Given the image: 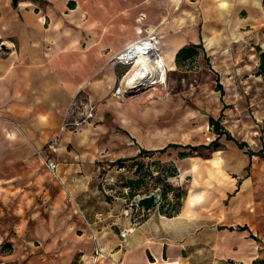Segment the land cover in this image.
<instances>
[{"label":"crops","instance_id":"obj_1","mask_svg":"<svg viewBox=\"0 0 264 264\" xmlns=\"http://www.w3.org/2000/svg\"><path fill=\"white\" fill-rule=\"evenodd\" d=\"M149 34L168 55V77L199 74L212 90L218 83L221 105L235 101L224 96L225 89L264 80L256 75L264 50V0H19L15 6L0 0V264L256 262L249 230L239 223L247 182L228 174L233 162L224 151L237 147L226 140L217 141L225 149H210L211 158L176 157V178L185 192L176 216L152 209L119 239L132 221L106 198L119 201L112 190L98 187L103 163L165 148H118L112 141L121 135L124 143H136L117 129L131 123L113 98L124 74L113 58ZM180 50L188 59L177 62ZM84 106L92 110L89 122L78 123L74 132L65 129L83 119ZM141 118L135 120L140 132ZM210 118L217 120L207 118L208 129ZM56 137V152L43 151L42 161L33 156V148ZM246 149L264 155L262 148ZM47 158L56 163V179L45 168ZM90 230L112 263L94 258Z\"/></svg>","mask_w":264,"mask_h":264},{"label":"rangeland","instance_id":"obj_2","mask_svg":"<svg viewBox=\"0 0 264 264\" xmlns=\"http://www.w3.org/2000/svg\"><path fill=\"white\" fill-rule=\"evenodd\" d=\"M121 67L124 68L121 74L124 73L123 77H125L130 66ZM256 72V75L261 76L257 70ZM123 77L115 84L112 92L113 98L126 110L125 122L131 123V125L124 127V130L117 129L121 133L127 131L134 137L136 143L134 142L132 145L131 143H124L121 135H113L112 141L117 142L118 148L148 149L164 148L168 145L207 147L216 139L206 124L207 118L213 117L220 120L224 130L235 133L232 137L237 142L246 143L248 149L252 151H258L261 148L264 151V80L263 82L255 81V83L253 81L251 86L245 89H225L224 96L235 101L228 105H221L217 99L219 93L215 89L205 88L207 79L199 74L191 78L188 74L177 72L172 76H167L163 85L151 86L134 91L135 93L124 90ZM120 82L122 85L120 90L124 92L116 94ZM170 97L174 99L172 104L163 103L162 100ZM135 114L136 118L140 116L143 119V127H140L142 132L135 125ZM88 122L81 120L75 124L83 125V123ZM68 128L70 132H74L73 130L76 129L65 126V129ZM219 142L225 143L226 141L222 137ZM50 146L56 152L57 148L60 147L58 137L49 141L43 149L33 148V156L40 161L44 160L42 152L45 150L51 152L48 149ZM228 146L232 145L228 144ZM232 147H226L227 149L224 151L233 162V167L230 164L231 166L227 170L228 174L239 181L247 182V189L245 190L247 199L241 207L239 223L248 228L249 233L246 235V239L255 244L257 259L253 264H264V160L252 158V161L247 163V149L239 150ZM67 148H74V146L68 143ZM221 148L225 149L223 145ZM178 152L179 149H167L163 153L139 154L135 158L122 159V163L104 162V171L100 172L102 176H99L101 180L98 187H103L105 191L111 189L113 192L111 196L119 201L108 196L106 198L116 203L115 207L124 209L129 202L122 204L120 200L127 198L129 192L135 191L138 194H143L144 197L152 194V190L155 188L162 192L163 183L156 181V173L159 171V166L170 168L171 164L176 163ZM209 154L210 150H200L195 155L208 159ZM181 166L182 163L178 164L180 172ZM178 182L179 179L174 178L171 185L174 188H179ZM165 192H168L167 189ZM175 193L176 190L172 194ZM130 201L132 202L134 199Z\"/></svg>","mask_w":264,"mask_h":264},{"label":"trees","instance_id":"obj_3","mask_svg":"<svg viewBox=\"0 0 264 264\" xmlns=\"http://www.w3.org/2000/svg\"><path fill=\"white\" fill-rule=\"evenodd\" d=\"M186 51L185 50H180L177 54H176V61H184L186 59H188V56L185 55ZM215 91L220 93V96L223 95L222 89L221 87L218 85H216L215 87ZM208 126L209 129L211 130V132L216 135V139L211 142L207 147H179L177 145H168L166 146L163 150H160L158 152H145V151H140V155H153L155 153H163L164 151H166L167 149H182V150H188V152H179L177 154V159L179 160H183L185 158L188 157H193L197 155V152L200 150H210L212 149L213 151H215L218 148H221V145L217 143V141L220 138H224L226 141H230L232 142L239 150H242L244 148H247L245 143H240L237 142L236 140H234L220 125V120H213V119H209L208 120ZM138 154V155H139ZM196 154V155H195ZM246 155L249 157V159L253 156H258L260 158L264 159V155H262L260 152L257 154L251 153L249 151L246 152ZM123 160H117L114 163H122ZM114 165V164H113ZM167 167V166H165ZM164 166H159V171L156 173L157 175V182H162L163 183V190L162 192L158 189L155 188L152 191L155 192L156 191V195L159 197V201L157 203V212L166 217V218H172L174 216L177 215V213L179 212V209L181 207V201L185 195V192L183 191V189H181L180 187L178 188H174L171 183L169 182V180L176 178L177 176V171L174 167L173 164H171V167H167L165 168ZM167 189V193L165 192V190ZM179 189V190H178ZM176 190L175 194H172L174 191ZM152 192V193H153ZM143 195V194H142ZM141 194H138V192H129V195H127V198L129 200H132L134 197L136 196H142ZM237 230L239 231H243L245 230L244 228H237Z\"/></svg>","mask_w":264,"mask_h":264},{"label":"built area","instance_id":"obj_4","mask_svg":"<svg viewBox=\"0 0 264 264\" xmlns=\"http://www.w3.org/2000/svg\"><path fill=\"white\" fill-rule=\"evenodd\" d=\"M141 40L142 41L139 42V43H143V44L148 43L154 49L151 50L149 48V49L141 50V48H136L135 51H134L135 52V56H138L139 54H144V55H147L148 54L149 56L157 57V55L159 53V49H158V38H157V36L155 34H149V35H147L146 37H144ZM132 50H133L132 47L131 48H126L125 50H123L122 53L129 54L130 52H132ZM122 53L119 54V55H116L113 58V61L115 63L121 65V66H130L131 67V62H126V61L122 60V57L125 56ZM124 78L125 77H123V80H124ZM121 82L118 84V88H117L116 94H121V92H122L120 90V88L122 86L121 85ZM125 82H126V80H124L123 83L125 84ZM124 84H123V86H124ZM82 108H83V110L80 113L81 117H83L82 122L89 121L91 119V117H92V115H91V111H92L91 108L89 106H84ZM65 126L66 127H73V129L74 128L77 129V127H78V125L75 124V123L65 124ZM76 129H74V130H76ZM48 149L51 152H54L55 151V149L52 148V146H50ZM45 168H46L48 174L50 175V177L52 179H56L57 178V166H56V163L53 160H46V162H45ZM152 194L155 195V202H156L155 208H157V203L159 201V197L156 195V191L153 192ZM149 212L150 211H145V210L139 208L137 206V204H136V200H134L132 202H129L127 205H125V208L122 211V216L123 217H126V218H130L131 221H132V225H131L130 228H128L126 230H121L119 232V239H120L121 242H123L125 240V238L127 237V235L129 233L133 232L136 227L140 226L145 221V219L147 218V214ZM89 237H90V239H91V241H92V243L94 245V258L95 259L103 260L105 262H111L112 263L110 257L107 256L104 253L103 249L101 248L100 243H99V238L97 236V233L94 232L93 230H90L89 231ZM113 264H119V263H117V262L115 263L114 262Z\"/></svg>","mask_w":264,"mask_h":264},{"label":"bare ground","instance_id":"obj_5","mask_svg":"<svg viewBox=\"0 0 264 264\" xmlns=\"http://www.w3.org/2000/svg\"><path fill=\"white\" fill-rule=\"evenodd\" d=\"M141 39L143 38L136 39L126 47H132L133 49L132 52H130L129 54L122 53L123 51L117 54H124L125 56L122 57V60L126 62H131V67L124 78V80H126L124 84V90H127L129 93H135L134 91L146 89L151 86H160L163 85L166 81V76L168 72V55L166 54V52H163L161 50L160 44L158 42L159 53L157 57H152L148 54H139L138 56H135L134 51L136 48H141V50L149 48L151 50L154 49L148 43H139L142 41Z\"/></svg>","mask_w":264,"mask_h":264},{"label":"water","instance_id":"obj_6","mask_svg":"<svg viewBox=\"0 0 264 264\" xmlns=\"http://www.w3.org/2000/svg\"><path fill=\"white\" fill-rule=\"evenodd\" d=\"M11 4L15 6L19 0H10ZM256 70L260 73V75L264 78V50L259 52L257 56V66ZM136 204L139 208L150 211L155 208V195L150 194L146 197H141L136 200Z\"/></svg>","mask_w":264,"mask_h":264}]
</instances>
